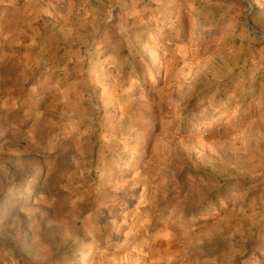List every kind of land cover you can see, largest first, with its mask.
I'll return each instance as SVG.
<instances>
[{
    "label": "rangeland",
    "instance_id": "374dc122",
    "mask_svg": "<svg viewBox=\"0 0 264 264\" xmlns=\"http://www.w3.org/2000/svg\"><path fill=\"white\" fill-rule=\"evenodd\" d=\"M66 2L0 0V264H264V0Z\"/></svg>",
    "mask_w": 264,
    "mask_h": 264
},
{
    "label": "crops",
    "instance_id": "0c3cea01",
    "mask_svg": "<svg viewBox=\"0 0 264 264\" xmlns=\"http://www.w3.org/2000/svg\"><path fill=\"white\" fill-rule=\"evenodd\" d=\"M66 7L68 12L67 18L71 19L70 21L73 24L75 23L77 24L78 22H80L76 27L74 26V28L70 29V32L76 33L74 34V37L77 39H81L85 37V22L89 21V24H92L93 21L104 20L105 14L102 13L104 7H106V5L104 4L102 5V8L98 10L97 6H94L89 2H85V0H67ZM116 7H118L116 12H119L122 15L126 8V5L124 4L115 5L113 7V10ZM110 10L112 11V8ZM70 15L72 17H69ZM116 16H118V13H116ZM103 52H105V50L101 51V53Z\"/></svg>",
    "mask_w": 264,
    "mask_h": 264
},
{
    "label": "trees",
    "instance_id": "16d2710c",
    "mask_svg": "<svg viewBox=\"0 0 264 264\" xmlns=\"http://www.w3.org/2000/svg\"><path fill=\"white\" fill-rule=\"evenodd\" d=\"M6 197H0V203L1 202H3V201H5V202H7V204H8V207H12V208H15V207H17V205H16V203L14 202V201H9V200H4ZM12 200V199H11ZM169 201H167L166 203H163V205H162V207H163V209L165 210L166 209V204L168 203ZM168 206V205H167ZM190 216H197V213H196V211H194V212H192L191 214H190Z\"/></svg>",
    "mask_w": 264,
    "mask_h": 264
}]
</instances>
